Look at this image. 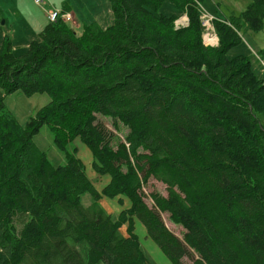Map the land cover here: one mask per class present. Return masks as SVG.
I'll return each mask as SVG.
<instances>
[{"label": "trees", "instance_id": "16d2710c", "mask_svg": "<svg viewBox=\"0 0 264 264\" xmlns=\"http://www.w3.org/2000/svg\"><path fill=\"white\" fill-rule=\"evenodd\" d=\"M165 1L180 13L158 14ZM200 1L110 0L112 25L78 35L49 22L23 53L5 36L0 264H152L136 220L173 264H264V79L249 56H228L244 31L264 29V0L216 20L217 46L203 42ZM181 14L189 24L176 28ZM18 90L51 96L25 125L5 102ZM44 125L67 163L53 165L35 142ZM76 139L110 177L101 190L69 150ZM151 179L167 194L147 193ZM87 191L94 201L83 206ZM103 197L130 206L113 220Z\"/></svg>", "mask_w": 264, "mask_h": 264}, {"label": "rangeland", "instance_id": "374dc122", "mask_svg": "<svg viewBox=\"0 0 264 264\" xmlns=\"http://www.w3.org/2000/svg\"><path fill=\"white\" fill-rule=\"evenodd\" d=\"M2 1L3 0H0V29H6L10 27V21L8 20V22L3 23L5 12L4 8L2 7ZM97 1L99 3L97 17L99 24H101L100 26L108 27L112 25L115 21V17L112 11V5L110 0ZM75 2L78 7L76 9L77 14L85 15V13L87 12L79 3V0H75ZM250 2L251 0H201L200 4L210 14H213L216 18L222 20L224 17H228L233 14H240ZM34 3L35 2L27 3L28 9L31 12L37 11V13L41 12L44 15L47 14L46 10L52 9V7H59L60 9L62 8V5H59L57 3H53L48 6H46V4H44L43 6H39ZM157 13L172 16L174 14H179L180 11H178L176 6L171 1H165ZM67 21L74 28L78 35L83 34L85 25L82 24L80 27L77 28L74 23L75 19L73 15L72 19ZM92 22H94V20H92L89 24H91ZM242 38L243 39L240 44L232 47L228 51V56L231 58L238 55L249 56L253 64L254 71L258 74V76L264 79V57L261 58L258 55V53L264 48V29L259 32L250 31L249 33H246L244 31ZM23 49L24 47L20 48L17 53L25 52V49L24 51ZM50 100L51 96L48 93H36L32 96H27L21 90L5 95V102L8 109L17 117V119L22 125H25L30 119V117L33 116L37 112V110L40 109L42 106L49 103ZM101 119H103L110 127L113 128V126L111 125L112 119L102 117ZM125 132V128H122L121 132L118 133H120V135L122 136ZM34 140L38 144V146L47 153L48 158L50 159L53 165L59 166L68 162L66 152L56 146L54 142V135L48 125H44L39 131V133L34 135ZM75 148H77V156L82 159L86 166V170L89 177L96 185V187L101 190L104 185H106L109 181V175H98L94 171L92 166V152L82 140L76 139L69 145L70 151H74ZM145 191L147 193H150L152 191H160L164 195L167 194L166 185L161 181L155 179L150 180L149 184L145 186ZM93 201L94 197L90 191L85 192L81 197V202L83 206H89ZM148 201L150 204L153 203L151 199H148ZM100 205L107 213L112 216L113 220H116L118 218V215L120 214V211L124 207L130 206V201L128 199H125V204L122 205L120 204L118 198L111 199L103 197L102 199H100ZM163 218L168 228L178 236L182 237V233L184 231L183 227L173 224L168 219V215L165 213L163 214ZM122 231L126 233V228L123 227ZM136 231L139 235L141 246L145 253L148 255L152 264H173L171 260L167 257V255L158 246V244L151 237L148 236L147 229L140 220H136ZM185 261L188 264H194L193 261L189 258H185ZM98 264H106V262L101 261Z\"/></svg>", "mask_w": 264, "mask_h": 264}, {"label": "crops", "instance_id": "0c3cea01", "mask_svg": "<svg viewBox=\"0 0 264 264\" xmlns=\"http://www.w3.org/2000/svg\"><path fill=\"white\" fill-rule=\"evenodd\" d=\"M33 2L34 0L2 1V7L4 8L5 12L3 23L8 22L9 20L10 27L6 29H0V46L2 45L5 36L10 35L13 41L15 52L17 53L22 47H24L26 51L30 42L38 37L39 32L50 22L48 19V14L44 15L41 12L37 13V11L31 12L28 9L27 3ZM53 3L62 5L61 9L63 11L67 8V10L65 11H69L73 14V17L75 19L74 23L77 28L82 24H89L92 20L99 24L97 17L99 3L97 0H79V3L87 12L85 13V15L77 14L76 9L78 7L75 4V0H46L45 2L46 6Z\"/></svg>", "mask_w": 264, "mask_h": 264}, {"label": "built area", "instance_id": "2783aa9c", "mask_svg": "<svg viewBox=\"0 0 264 264\" xmlns=\"http://www.w3.org/2000/svg\"><path fill=\"white\" fill-rule=\"evenodd\" d=\"M34 2L37 5L43 6L46 0H34ZM199 9H200L201 20L203 25V34H202L203 42L207 46L219 45L220 40L215 27V21L219 19L216 18L213 14H210L204 7H202L200 3H199ZM47 14L50 22H56L59 19H64L66 21L71 20L73 15L69 11H65V10L63 11L55 7L47 10ZM174 23L176 28L184 27L189 24V18L187 14H182L175 20Z\"/></svg>", "mask_w": 264, "mask_h": 264}]
</instances>
